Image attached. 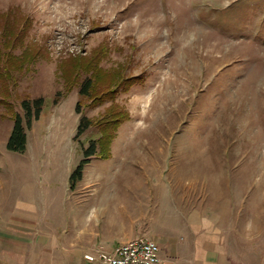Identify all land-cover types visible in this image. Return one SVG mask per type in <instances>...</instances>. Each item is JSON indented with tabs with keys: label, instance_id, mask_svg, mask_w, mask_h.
<instances>
[{
	"label": "rangeland",
	"instance_id": "1",
	"mask_svg": "<svg viewBox=\"0 0 264 264\" xmlns=\"http://www.w3.org/2000/svg\"><path fill=\"white\" fill-rule=\"evenodd\" d=\"M13 10L40 56L12 102L19 114L24 96L44 107L23 152L7 149L13 123L0 117V229L65 249L83 226L160 246L191 215L218 230L234 263L264 264V0H0V13ZM75 61L135 81L116 96L125 119L110 157L92 156L71 190L100 136L93 124L75 140L79 120L112 106L83 102L78 114V87L53 104Z\"/></svg>",
	"mask_w": 264,
	"mask_h": 264
},
{
	"label": "trees",
	"instance_id": "2",
	"mask_svg": "<svg viewBox=\"0 0 264 264\" xmlns=\"http://www.w3.org/2000/svg\"><path fill=\"white\" fill-rule=\"evenodd\" d=\"M16 11V12H15ZM0 13V108L5 114L1 118H8L12 121V129L7 141V149L13 152H23L27 144V129L34 121L39 120L43 107V98H30L24 96L20 100L22 114L15 111L12 98L19 85V77L25 74L33 61L40 56L39 53L31 55L25 41L31 28V22L26 17H20L18 10ZM98 57L97 54L94 55ZM74 70V73L72 69ZM125 72H105L100 69L96 61L74 63L70 68L65 69L63 79L65 88L58 92L53 100L56 105L59 100L78 87L80 100L76 104V112L81 113L83 102L89 105H100L111 101V107L106 110L101 120H90L80 118L75 140L81 136L93 124L100 131L97 140H92L89 146L83 149L84 159L72 171L69 178V186L74 190L75 185L82 179L83 170L89 163L92 156L101 159L110 157V144L115 136V131L124 122L125 113L115 103L118 92L127 87L135 79L127 78Z\"/></svg>",
	"mask_w": 264,
	"mask_h": 264
},
{
	"label": "crops",
	"instance_id": "3",
	"mask_svg": "<svg viewBox=\"0 0 264 264\" xmlns=\"http://www.w3.org/2000/svg\"><path fill=\"white\" fill-rule=\"evenodd\" d=\"M99 212L104 215L102 208ZM137 222L135 215L130 224L136 225ZM173 223L180 229L178 233L160 231L159 234L163 241L159 246V257L163 264H250L245 260L234 263L228 258L221 247L223 242L218 230L203 222L201 217L182 215ZM79 231L67 237L68 246L65 249L58 237H32L26 232L12 230L8 226L2 227L0 264H98L87 262L84 256L97 248L111 251L124 243H117L118 240H126L115 232H110L112 236H107L96 227L87 229L83 226Z\"/></svg>",
	"mask_w": 264,
	"mask_h": 264
},
{
	"label": "built area",
	"instance_id": "4",
	"mask_svg": "<svg viewBox=\"0 0 264 264\" xmlns=\"http://www.w3.org/2000/svg\"><path fill=\"white\" fill-rule=\"evenodd\" d=\"M159 246L151 239L138 237L116 246L111 251L97 248L85 260L98 264H163Z\"/></svg>",
	"mask_w": 264,
	"mask_h": 264
}]
</instances>
